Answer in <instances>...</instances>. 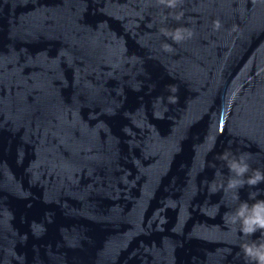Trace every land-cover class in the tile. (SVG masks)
<instances>
[{
	"label": "water",
	"instance_id": "water-1",
	"mask_svg": "<svg viewBox=\"0 0 264 264\" xmlns=\"http://www.w3.org/2000/svg\"><path fill=\"white\" fill-rule=\"evenodd\" d=\"M257 170L264 0H0V264H254Z\"/></svg>",
	"mask_w": 264,
	"mask_h": 264
},
{
	"label": "clouds",
	"instance_id": "clouds-1",
	"mask_svg": "<svg viewBox=\"0 0 264 264\" xmlns=\"http://www.w3.org/2000/svg\"><path fill=\"white\" fill-rule=\"evenodd\" d=\"M164 2L165 0H161V3ZM167 4L169 7H175L176 0H167ZM215 23L216 27L219 28V21ZM175 39L177 41L181 39L179 32H177ZM165 50L171 51L167 45H165ZM221 158L228 162L230 171L235 173L236 177L243 178L249 172L250 166L243 155L239 158L229 159V154L225 152ZM261 182H264V173L257 170L252 176L248 177L247 181L243 179H230L227 187L229 189H238L243 187L245 183L255 186ZM232 221L233 223L240 224V231L244 235L251 236L257 231L264 232V200H257L252 205L242 202L232 214ZM243 251L247 257L254 261V264H264V245H245Z\"/></svg>",
	"mask_w": 264,
	"mask_h": 264
}]
</instances>
